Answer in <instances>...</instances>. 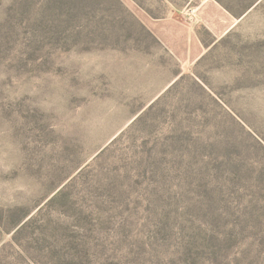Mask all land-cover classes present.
<instances>
[{"label": "rangeland", "instance_id": "374dc122", "mask_svg": "<svg viewBox=\"0 0 264 264\" xmlns=\"http://www.w3.org/2000/svg\"><path fill=\"white\" fill-rule=\"evenodd\" d=\"M193 6L0 0V264H264V1Z\"/></svg>", "mask_w": 264, "mask_h": 264}, {"label": "crops", "instance_id": "0c3cea01", "mask_svg": "<svg viewBox=\"0 0 264 264\" xmlns=\"http://www.w3.org/2000/svg\"><path fill=\"white\" fill-rule=\"evenodd\" d=\"M187 1H189V3H195V6L191 8L192 14L190 13L193 16L188 17L191 22H196L198 19L196 18L197 14H195L197 10H207L209 11L210 17L213 18L209 20L210 17H205L208 22L211 21L215 25L222 24V26L230 28L247 18L249 13L264 0H184V3ZM235 11L242 12L236 14ZM202 14L203 12H201V15ZM203 18L204 17H202L201 20H203ZM229 28H227V30Z\"/></svg>", "mask_w": 264, "mask_h": 264}]
</instances>
